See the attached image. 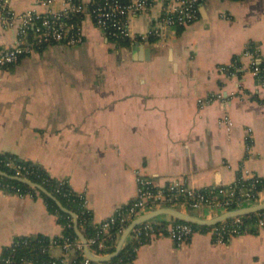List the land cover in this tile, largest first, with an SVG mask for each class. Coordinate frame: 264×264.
Listing matches in <instances>:
<instances>
[{
    "label": "crops",
    "instance_id": "0c3cea01",
    "mask_svg": "<svg viewBox=\"0 0 264 264\" xmlns=\"http://www.w3.org/2000/svg\"><path fill=\"white\" fill-rule=\"evenodd\" d=\"M62 5L5 4L38 14ZM157 14L132 15V36L146 35ZM81 27L79 44H47L0 66V154L67 182L94 223L135 197L138 175L193 188L264 178V88L244 55L249 44L264 46V0H201L193 23L157 38L121 42L89 16ZM17 41L0 22V46ZM208 94L215 98L200 104ZM36 234L60 236L57 215L39 195L0 189V252L17 236ZM131 264H264V227L223 243L198 231L180 245L155 237L138 246Z\"/></svg>",
    "mask_w": 264,
    "mask_h": 264
},
{
    "label": "built area",
    "instance_id": "2783aa9c",
    "mask_svg": "<svg viewBox=\"0 0 264 264\" xmlns=\"http://www.w3.org/2000/svg\"><path fill=\"white\" fill-rule=\"evenodd\" d=\"M43 4H50L53 0H38ZM201 0H90L85 4L82 0H63L59 10H50L38 14L32 10L16 12L5 6L7 0H0V22L6 27L13 28L18 41L11 46H0V66H9L17 62L22 56L29 54L35 48H40L51 43H62L67 46L79 44L83 40L81 21L85 16L92 18L94 24L109 37L116 40H141L150 36L152 38L163 37L168 30L177 26H186L198 18V5ZM157 9L158 14L154 18L152 26L146 35L132 36L129 29V18L132 15ZM73 15L82 16L80 21H74ZM249 57L248 66L250 72L256 77L259 84L264 88V46L262 48L249 44L244 51ZM236 66H222V70L230 71ZM215 98L212 94L199 98L200 104H205ZM226 118V116L224 117ZM5 165L15 169L13 175L28 178L29 170L26 166L8 158ZM1 176V175H0ZM29 179V178H28ZM137 192L134 198L126 205L116 208L104 220L94 223L101 232H107L112 224L118 222L122 228L118 231L117 238L131 220L147 209L167 204H185L190 209L224 210L232 208L231 202L236 197L239 201L256 203L259 202L260 192L256 190V184L264 182V178L255 174L247 177L239 176L234 182L221 187L193 188L184 181L172 179L164 185H158L152 178L138 175ZM33 188V187H31ZM0 189L16 194L23 193L20 188L0 182ZM34 189V188H33ZM35 190V189H34ZM37 191V190H35ZM38 192V191H37ZM80 197L84 196L79 194ZM85 206V199H84ZM86 208V206H85ZM257 219L255 227H264V210L255 212ZM165 222L163 227L157 225ZM224 222V221H223ZM219 223L212 226L208 231L214 242L223 243L232 236L249 233L241 230V216L233 217L229 223ZM194 232H197L192 224L182 222L169 217L152 219L137 225L128 235L130 238H142L148 242L152 238L167 236L176 244L187 242ZM62 238L60 242L59 239ZM97 243V249H91L94 254L105 255L108 245L104 240L86 238V244ZM115 246V245H114ZM60 248L61 255L56 257L52 254L54 248ZM84 244L76 237L73 240L63 238L62 235L50 238L48 247L49 255L53 260L47 264H72V258L79 254L82 256L81 264H107L91 261L84 254ZM138 248V247H137ZM135 249V251L137 250ZM24 262L23 264H26ZM126 264V263H123Z\"/></svg>",
    "mask_w": 264,
    "mask_h": 264
},
{
    "label": "trees",
    "instance_id": "16d2710c",
    "mask_svg": "<svg viewBox=\"0 0 264 264\" xmlns=\"http://www.w3.org/2000/svg\"><path fill=\"white\" fill-rule=\"evenodd\" d=\"M82 16L73 15L72 19L74 21H80ZM113 39V38H112ZM124 42L122 40H118ZM11 158L15 160L17 163L24 165L29 170V173L26 176L41 185H43L49 192H51L67 209L73 211L77 214L78 218V228L83 233L85 238H96L98 240H104V242L108 245L106 249L107 252H111L114 250V245L117 241L118 231L122 228V225L118 222L112 224L107 232H101L97 225L92 221V213L90 210L85 208L84 199L80 197L78 193L73 191L67 182L63 180H58L52 177L46 170H44L39 165L22 161L11 154H0V169L5 171L8 174L13 175L15 169L8 167L5 165V161ZM0 182L8 183L9 185H14L21 189L23 193H30L33 196L39 195L44 203L46 204L48 210H50L53 214L57 215L58 222L62 226V236L63 238H68L69 240H73L77 237L74 228H73V220L72 217L60 210V208L56 205L53 199L46 196L43 193L35 191L30 186L18 182L16 180L0 176ZM264 187V182H259L256 184V190L262 189ZM239 197H236L232 200L230 207H236L239 205ZM162 218V217H160ZM157 218V219H160ZM242 225L241 230H247L249 233H256L257 228L255 227L257 216L254 213H250L247 215H242ZM231 219L224 221L223 223L231 222ZM162 224L157 225L159 228L163 227L165 222L160 220ZM220 225V224H217ZM193 228L198 232H206L212 226H199L193 225ZM142 238H130L128 237L125 243V246L113 259H111L107 264H131L133 259L135 258L136 251L135 249L145 243L146 241ZM62 241V238L59 239ZM50 245V238L48 236L42 234L29 235V236H17L14 238L13 242L4 246L0 252V264H23L24 262H30L32 264H47L53 260V258L49 255L48 247ZM91 249H97V243L90 244ZM82 256L76 254L72 258V264H81Z\"/></svg>",
    "mask_w": 264,
    "mask_h": 264
},
{
    "label": "water",
    "instance_id": "95a60500",
    "mask_svg": "<svg viewBox=\"0 0 264 264\" xmlns=\"http://www.w3.org/2000/svg\"><path fill=\"white\" fill-rule=\"evenodd\" d=\"M0 175L16 180L30 187H33L38 192L43 193L46 196L53 199L56 205L60 208V210H62L63 212H66L72 217L74 231L77 237L84 244L83 250H84V254L86 255V257H88L91 261L100 262V263L109 262L111 259L119 255V253L125 246L128 235L132 232V230L137 225L145 221H148V220L157 219L160 217H169V218H173L175 220L182 221V222H187L193 225L214 226L216 224H219L233 217L247 215V214L254 213L260 210H264V200L260 202H256V203L241 202L236 207L224 209L216 213L215 215L209 216V217L199 215L197 213L198 211L196 210H201V209L193 210V209H190L185 204L161 205L158 207L147 209L143 211L142 213H140L139 215H137L136 217H134L131 220V222L124 228V230L118 237L114 250H112L111 252L105 255H97V254H94L91 251L90 247L86 244V238L78 228L77 214L67 209L66 207H64L62 203L51 192H49L43 185L37 182H34L28 178H23L20 176L8 174L1 169H0ZM216 187H220V184H217Z\"/></svg>",
    "mask_w": 264,
    "mask_h": 264
}]
</instances>
